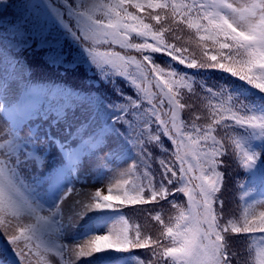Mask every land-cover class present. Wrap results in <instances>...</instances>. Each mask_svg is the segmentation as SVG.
<instances>
[{"label": "trees", "instance_id": "16d2710c", "mask_svg": "<svg viewBox=\"0 0 264 264\" xmlns=\"http://www.w3.org/2000/svg\"><path fill=\"white\" fill-rule=\"evenodd\" d=\"M45 2L49 4L47 7L37 0H0V10L7 6L15 13L0 19V109L8 112L6 115L13 120L19 104L28 99H42L44 107L37 110L53 113L62 125L74 129L78 141L84 145L83 157L91 174L105 185V193L101 195H111L113 200L106 203L118 206L116 212H98L93 220V226L101 235L109 236L108 242H101V264H139L140 261L143 264H184L180 248L188 229L185 228V219L178 218L181 212L185 216L191 212L195 217V212L201 210L194 202V193L197 196L199 193L196 188L198 179H193L183 191H176L179 184L168 185L165 181L173 194L160 199L158 203L133 204L125 195H132V186L145 183L146 178L153 183L159 182L162 172L159 161L176 159L177 144L165 134L152 113V104L158 105L164 97L157 90L158 81L144 60L145 56H151L153 62L165 72L174 70L185 77L181 82H176L173 77H161L159 83L178 89L181 93L178 97L180 103L193 105L192 108L177 109L178 120L185 122L186 130L190 131L192 124L202 128L211 126L215 129L212 135L222 139L225 144V154L218 158L223 161L218 168L223 174V184L220 192L216 193L223 207L219 202L215 205L222 223L233 220L236 226H241L247 219L250 225L264 224V217L260 215L264 212V139L252 138L249 135L252 129L240 128L230 119L215 123L211 118L213 111L218 110V115L225 113L230 101L227 97L213 96L207 89L216 90L221 85H228L241 99L261 109H264V93L233 77L230 71L225 72L218 67L188 68L164 52L132 47H129L130 52L146 65L147 76L140 68H132V79L122 78L116 69L108 64L103 65L97 56L89 54L101 49L103 42L93 45L90 41H82L73 16H84L89 22L100 21L106 27L120 23L127 25L130 29L128 44L145 41L156 44L157 39L162 38L169 44L186 48L182 55L188 60L208 62L205 52L217 54L220 60L219 53L227 51L219 48V42L224 38L197 28L198 24L205 25L207 21L185 12L184 5H190L192 0ZM161 4L166 7H157ZM150 14H159L160 20L152 19ZM64 20H70V23ZM145 24L149 25L148 29L144 28ZM52 26H67L74 30L73 35L66 34L60 40L46 39ZM139 33L147 35L141 36ZM153 33H157L156 38H153ZM214 40L217 42L214 43ZM119 47V44L108 45L110 51ZM92 56L96 57L97 62L91 61ZM226 67L247 72L246 67L240 64L228 62ZM147 78L154 82L152 87ZM187 83H191L195 94L188 91ZM154 87L156 98L151 96L152 91L149 92ZM150 99L152 104L148 102ZM193 112L199 114L201 119L195 120ZM171 116V109L165 100L160 119L167 123L169 130ZM157 136L159 139H154ZM238 141L243 142L244 146L237 147ZM208 143L210 145L211 140ZM245 148L259 154L251 168L241 164ZM180 154L193 165L189 175L198 177L200 168L191 151L186 148ZM184 167L187 168L188 163ZM146 173L150 175L146 177ZM117 196L124 201L123 204L115 199ZM157 213L166 225L173 228L171 235H161L162 231L166 233L164 226L152 219ZM121 215L124 220L116 219ZM136 225L141 226L144 234L159 239L164 246L160 251L167 252L168 248H172L171 256L164 255L158 259L152 253L154 245L146 248L128 246V251L116 252L115 242L125 235L130 236ZM225 235L233 264H264V231L253 229Z\"/></svg>", "mask_w": 264, "mask_h": 264}, {"label": "snow or ice", "instance_id": "6c2138e0", "mask_svg": "<svg viewBox=\"0 0 264 264\" xmlns=\"http://www.w3.org/2000/svg\"><path fill=\"white\" fill-rule=\"evenodd\" d=\"M119 6L120 5H118V7ZM136 6L140 7L139 5ZM157 7L163 8L166 7V5L161 4L157 5ZM251 8L252 11L248 15H245L246 12H249L248 9L238 12V9L233 6V3H229L228 0H210V2L209 0H192L190 5H184L186 13L195 14L200 19L207 21L205 25L198 24L197 28H203L212 36H223L224 39L222 42H219V48L227 49V51L219 53L221 57L220 60L217 59V54H209L207 52H205L204 55L207 56L208 62H197L195 59L188 60L187 57L182 55L183 52L187 51L186 48L182 49L175 44H169L162 38L157 39L156 44L145 41L143 43H132L124 46L143 51L164 52L166 55L171 56L172 60H177L180 64H185L188 68L218 67L225 72L230 71L233 77H238L240 81H244L246 84L258 88L260 93H264V0H260L258 5L253 4ZM257 8L259 9L258 21L255 11ZM81 15H83V13H81ZM117 15H119V13H117ZM151 18L159 21L160 15H151ZM93 23L97 26L93 27L92 25H87L86 29L95 39L101 37H112L115 39L120 35L119 25H110L113 31L102 32L100 30L101 22L94 21ZM124 27L127 28L128 26L124 25ZM144 28L148 29L149 25L145 24ZM139 35L145 36L147 33H139ZM152 35L153 38L157 37V33H153ZM215 42L217 41L214 40V43ZM89 54L99 55L94 53ZM103 56L104 59L101 62L103 64H113V66H115V64L111 59L112 56L120 60L124 59L120 57L119 53L107 52L104 53ZM144 60L154 74V79L158 81L156 87L159 89V92L167 98V104L172 112L171 130H169L167 123L160 119V110L164 108L165 99H161L158 105L152 104L151 99L148 101L149 104H152V113L156 121L164 128L165 134L172 139L173 143L177 144V151L174 154L176 159L174 161L165 159L159 161L162 169L161 180L159 182L153 183L151 179L146 178L145 183L139 186H132V195L128 193H125V195L128 196L129 201L133 204L158 203L160 199L173 194L172 191L166 187L165 181L168 185L179 184L180 187H178L176 191H183L193 179H198L200 183L196 185V188L200 190V196L202 197V203L199 205L202 211L197 213L195 217L192 216L191 212H189L188 216H185L184 213L181 212L178 218L185 219V228L188 229V232L184 234L186 238L180 248V251L183 253L184 264H233L229 241L225 234L239 233L241 231L248 232L253 229L264 231V224L250 225L247 219H245L244 224L241 226H236V222L233 220L222 223L215 205L219 202L220 207H223V202L219 201L216 193L220 192L223 184V174L218 171L223 161L218 158L225 154V144L222 139H218L217 136L212 135L215 129L211 126L202 128L192 124L191 130H186L185 122L183 120H178L177 109L183 110L184 108H192L193 105L180 103L178 97L181 93L178 89L169 87L168 84L161 86L159 83L161 77H173L176 78V82L184 81L185 77L179 75L174 70L165 72L164 69L153 62L151 56H145ZM93 62L95 63L97 61L94 59ZM228 62H231L233 65H243L246 67L247 72H238L232 70L230 67H226ZM186 87L189 92L195 94L196 90L192 88L191 83H187ZM207 91L213 96L227 97L228 101H230L225 113L218 115V110L213 111L211 118L215 123L219 124L222 119H230L240 128L252 129L249 133L252 138L259 137L264 139V109L241 99L228 85H221L216 90L209 87ZM220 107L223 108V104H221ZM213 108L215 109V106H213ZM256 113H260V115H256ZM165 114H167V112H165ZM193 115L195 120L201 119L199 114L193 112ZM256 121L259 122L256 123ZM225 127H227V125H225ZM154 139L158 140L159 137H154ZM209 140H211L210 145L208 143ZM243 146V142H237V147ZM0 147H2V145H0ZM18 147L17 144L10 142L9 151L15 152ZM186 148L191 151L193 157L197 160V166L200 168V175L198 177L189 175V173L193 171V165L180 154L181 151ZM258 157V153L245 148L242 153L241 164L245 168H251L254 166ZM41 160L42 158L40 156L33 153L32 156L27 157L23 161L19 159L16 160L14 164L16 167H27L30 161H35L38 167H42L40 163ZM0 163L3 162L0 161ZM186 163H188L187 168L184 167ZM203 165H206V167ZM169 173L171 174L170 176ZM149 175L150 173H146V177ZM72 191L73 189L71 187L66 189L55 203L54 207H58L59 203H62ZM92 199L95 201L94 205L92 203L84 205L85 209L88 211H98L102 213L118 211V206L106 203L113 200L111 195L102 196L100 191H96ZM115 199L119 204L124 203V201L120 200L119 196L115 197ZM171 203H173L174 207L176 206L174 201ZM8 210H10L14 216L24 214L31 215L34 212L31 205L22 199L19 201H11L9 207L6 209L4 207L2 195H0V213ZM260 215L264 217V212ZM116 219L124 220V217L121 215ZM152 219L164 226L166 233L162 231L161 235L172 234L173 228L165 224L164 219L159 213L154 215ZM3 223V220H0V226H2ZM25 230L29 233L27 239L36 237L37 230L34 226H21V235L24 234ZM18 239L19 237L13 234L9 243L19 247ZM108 241L109 236L97 235L95 237L93 250L97 253L102 252L103 248L101 242ZM152 245H154V247H152V253L158 259H162L164 255L171 256L173 252L172 248H168L167 252L160 251L164 246L160 244L159 239L144 234L140 225L135 226V231L130 236L125 235L123 239L116 241L114 250L116 252H125L128 251V246L132 248H146ZM70 251H75V249H70ZM80 254L83 253H78L77 255ZM17 255L21 257L23 264L27 253L23 250H19L17 251ZM139 264H143V261H140Z\"/></svg>", "mask_w": 264, "mask_h": 264}, {"label": "rangeland", "instance_id": "374dc122", "mask_svg": "<svg viewBox=\"0 0 264 264\" xmlns=\"http://www.w3.org/2000/svg\"><path fill=\"white\" fill-rule=\"evenodd\" d=\"M37 1L45 7L49 5L45 0ZM229 2L233 3L238 12L248 9L249 12L245 13L248 15L252 11L251 6L258 5L260 0H229ZM255 11L258 21L259 9ZM14 14L11 8L4 6L0 10V19ZM73 16L80 28H77L78 36L82 41H90L93 45L103 42L101 49L91 51V53L99 54L95 56L100 59V63L104 59V53H119L124 59L120 60L112 56L115 66L108 65L116 69L122 78L131 80L132 68H140L144 76H147V67L144 62L133 55L129 47L124 46L129 45L130 29L128 27L125 28L120 23V35L115 39L112 37L95 39L87 31L86 26L96 27L97 25L87 21V18L84 19V16ZM60 21L62 22V19ZM65 21L70 23V20ZM100 30L113 31L111 27L102 25ZM73 32L74 30L67 26L62 28L52 26L48 30L46 39L60 40L66 34L73 35ZM112 44H119L120 47L110 51L108 45ZM95 58L90 57L92 62ZM147 80L152 87L154 82L148 78ZM163 85L161 83V86ZM155 89L156 87L149 91H152L153 98H156ZM157 90L159 91L158 88ZM164 99L167 101L166 97ZM10 142L19 146L15 152L9 151ZM0 145H2L0 161L3 162L0 163V195H2L4 207L7 209L11 201L22 199L34 209L31 215L14 216L10 210L0 213V220L4 222L0 226V264H22L21 257L17 255L19 250L27 253L23 264H101L102 259L99 253L93 250L95 237L101 235L92 225L98 211H88L84 205L88 203L94 205L95 201L92 198L95 192L105 193V185L91 174L82 156L84 146L78 141L74 129L62 125L53 113L33 110L26 114L22 123L11 124L0 110ZM33 153L42 158L40 162L42 167H38L35 161H30L27 167H16L14 164L16 160L23 161ZM69 187L73 189L72 193L59 203L58 207H54ZM194 195V202L200 205L202 203L200 190L198 196L195 193ZM26 225L35 227L36 237L27 239L29 233L26 230L21 235L20 227ZM13 234L19 237V247L9 243ZM78 253L83 254L77 255Z\"/></svg>", "mask_w": 264, "mask_h": 264}]
</instances>
